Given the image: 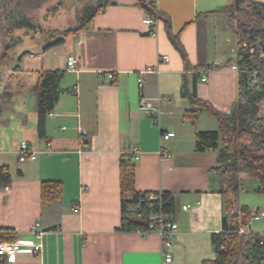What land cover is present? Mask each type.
<instances>
[{
	"label": "crops",
	"instance_id": "obj_1",
	"mask_svg": "<svg viewBox=\"0 0 264 264\" xmlns=\"http://www.w3.org/2000/svg\"><path fill=\"white\" fill-rule=\"evenodd\" d=\"M234 1L156 0L159 14L171 20L188 62L171 42L165 20L160 19L157 36L148 35L149 28L142 23L148 13L138 0H114L88 28L63 44L49 50L46 44H37L20 53L11 73L12 96L0 98L2 167L11 175L10 184L0 185V228L33 240L31 231L37 225L44 235L41 255L19 253L8 264H204L215 260L213 236L225 232L226 201L215 171L218 151H198L196 134L219 131L220 126L217 121L218 129L208 130L192 123L186 116L190 101L183 92L185 84L192 90L197 78L199 99L215 110L230 114L240 103L241 74L231 70L237 63L238 36L226 10ZM72 55L79 60L75 71L67 69ZM163 55L170 60L160 66L159 73L142 74ZM55 70L65 72L60 84L63 93L48 116L42 139L37 73ZM109 73L114 74L113 80ZM205 74L208 81L202 82ZM143 99L160 106L159 123L141 107ZM204 116L199 117L209 118ZM82 128L88 133L84 142ZM161 129L175 136L162 140ZM24 142L38 152L35 161H19L17 150ZM219 145L224 147L222 139ZM163 149L170 158L163 157ZM134 151L139 154L134 162L136 189L174 198L179 230L169 251L171 262L166 261L157 233L119 230L123 215L120 160ZM44 182L61 183L62 197L44 202ZM259 185L257 178L241 175L234 213L242 225L251 221L253 233L264 234V195L258 192ZM186 205L192 208L185 210ZM75 207L79 212L73 211Z\"/></svg>",
	"mask_w": 264,
	"mask_h": 264
},
{
	"label": "trees",
	"instance_id": "obj_2",
	"mask_svg": "<svg viewBox=\"0 0 264 264\" xmlns=\"http://www.w3.org/2000/svg\"><path fill=\"white\" fill-rule=\"evenodd\" d=\"M48 0H0V9L8 7L5 19L9 22L5 32L12 36L15 31L27 29L36 30L28 12L40 8ZM114 0H105L97 5H88L82 11L81 24L76 29L63 32L62 37L48 43L46 50L57 47L65 39L79 31L88 28L98 13L102 12ZM138 4L151 15L157 14L154 0H138ZM230 13L231 22L238 36L237 64L249 71L260 70L259 82L251 83L250 73H241L242 99L230 114L215 110L209 103L199 99L196 89L197 78L192 90L184 85V96L190 101V109L186 116L195 123L200 114L208 113L219 122V131H200L196 134L197 150L218 151V163L215 171L221 178L222 194L226 201V215L224 217L225 232L213 236L216 258L204 264H264V237L253 233L241 235L238 233L242 221L234 213V200L241 186V175L248 174L259 180L258 192L264 195V121L259 119V103L264 99V60L258 57L261 49L264 50V2L256 0H235L231 6L226 7ZM159 13V12H158ZM3 17V16H0ZM165 20L169 38L186 62L187 53L178 36L172 31L169 18L159 14ZM22 39L11 40L4 43V55H0V67L6 62V55L16 50ZM247 44V47L244 46ZM255 47L256 53L250 49ZM3 75L0 69V98L10 100L12 89L10 85L11 73ZM64 71H46L37 73V112L39 115L38 132L40 138H46L47 120L55 110L59 98L63 93L61 81ZM250 142H247V139ZM222 139L224 147L220 148ZM11 182V175L6 167L0 169V185L6 186ZM120 184L122 192V221L119 230L125 232L147 231L148 215L159 211L158 202L148 200L150 193L140 192L136 189L135 163L131 153H124L120 160ZM63 194V186L59 182H44L42 188L43 201L46 203L59 200ZM159 194V193H156ZM163 196V209L168 213L174 212V198L169 193ZM130 207L134 209H130ZM18 234L12 229L0 228V239L14 241ZM0 264H8L5 257H0Z\"/></svg>",
	"mask_w": 264,
	"mask_h": 264
},
{
	"label": "built area",
	"instance_id": "obj_3",
	"mask_svg": "<svg viewBox=\"0 0 264 264\" xmlns=\"http://www.w3.org/2000/svg\"><path fill=\"white\" fill-rule=\"evenodd\" d=\"M154 6L156 7V0H154ZM157 9V7H156ZM160 21L159 13L157 10L156 15H151L147 14L144 19L142 20V23L149 28L148 30V35L150 36H157V26ZM245 47H247V44H244ZM250 52L252 54L256 53L255 47H252L250 49ZM258 57L260 59L264 60V50L261 49L259 52ZM170 58L168 55H163L159 57L158 64L153 67H148L143 73H159L160 72V66L163 63L169 62ZM79 60L77 59L76 56L72 55L68 57L67 60V69L70 71H75L78 68ZM231 70L233 72H237L239 74L241 73H250L251 74V83L252 85H256L259 82V76L262 73L260 70H254V71H249L245 68L240 67L237 63L231 65ZM108 77L113 80L114 79V74L109 73ZM202 82H207L208 77L207 74H205L201 78ZM139 85L142 88L143 86V80L142 78L139 79ZM160 101V99H158ZM141 107L144 109L146 114L153 119V122L159 123V118H160V106L154 107L151 106L149 103L146 102V100L141 101ZM258 117L259 119L264 121V99L259 103V112H258ZM264 124V123H263ZM80 134H81V139L84 142L85 137L87 136V130L82 128L80 129ZM175 136L174 132H165L163 129H161V139L162 140H169L172 137ZM17 154L19 156V161L20 162H26V161H35L37 159L38 152L35 151L32 147L27 142L22 143L18 150ZM133 157V161L139 160V154L137 151H134L131 153ZM161 154L163 155L164 158H170L171 155L166 151V150H161ZM2 166V150L0 149V169ZM148 200L151 202H158L160 205V210L151 212L148 215V230L147 231H137L140 232L144 235L149 234V233H157L163 243V253L166 256V261L171 262L173 257L172 254L169 252L170 249L173 246V238L177 235V232L179 230V225L175 219L174 213L168 214L164 209H163V196L161 193L156 194V193H150L148 195ZM197 205H200V202L197 203ZM185 210L191 209L192 205H186L183 207ZM74 212H79V207L73 208ZM264 216V214H263ZM251 221H248L241 225L240 229L238 230V233L241 235H250L253 234V231L251 229ZM37 225H35L32 228L31 234L33 237V240H28L24 239L22 237H18L14 241H7V240H2L0 239V257H5L7 259L8 263H12L16 257L17 254L19 253H29L33 254L35 256L41 255L43 251V235L44 233L42 231H39L37 229ZM264 237V234H261Z\"/></svg>",
	"mask_w": 264,
	"mask_h": 264
},
{
	"label": "rangeland",
	"instance_id": "obj_4",
	"mask_svg": "<svg viewBox=\"0 0 264 264\" xmlns=\"http://www.w3.org/2000/svg\"><path fill=\"white\" fill-rule=\"evenodd\" d=\"M102 1L105 0H48L40 8H36L27 14L35 24L36 30L21 29L15 31L12 36H8L5 32L9 22L4 17L9 8L0 9V16H3L0 17V55H4L3 46L6 41L10 43L11 40L22 39L18 48L6 55L7 60L3 67H0L3 75H9L10 71L17 67L18 57L27 47H33L37 44L47 45L61 38L64 31L76 29L81 24L80 17H83V9L90 4L97 5ZM203 115L209 118L199 117V121H196L198 127L205 126L203 128L208 130L218 129V122L215 117L206 113ZM130 209L134 208L130 207Z\"/></svg>",
	"mask_w": 264,
	"mask_h": 264
},
{
	"label": "bare ground",
	"instance_id": "obj_5",
	"mask_svg": "<svg viewBox=\"0 0 264 264\" xmlns=\"http://www.w3.org/2000/svg\"><path fill=\"white\" fill-rule=\"evenodd\" d=\"M2 167V166H1Z\"/></svg>",
	"mask_w": 264,
	"mask_h": 264
}]
</instances>
